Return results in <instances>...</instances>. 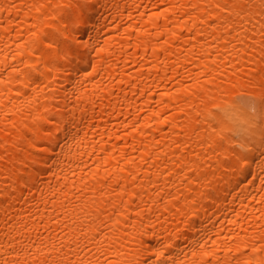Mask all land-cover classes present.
Listing matches in <instances>:
<instances>
[{
	"label": "bare ground",
	"instance_id": "obj_1",
	"mask_svg": "<svg viewBox=\"0 0 264 264\" xmlns=\"http://www.w3.org/2000/svg\"><path fill=\"white\" fill-rule=\"evenodd\" d=\"M261 5L0 0V264H264Z\"/></svg>",
	"mask_w": 264,
	"mask_h": 264
},
{
	"label": "snow or ice",
	"instance_id": "obj_2",
	"mask_svg": "<svg viewBox=\"0 0 264 264\" xmlns=\"http://www.w3.org/2000/svg\"><path fill=\"white\" fill-rule=\"evenodd\" d=\"M224 8H228V5L226 4V5H224L223 6ZM235 7V6H234ZM246 7V6H245ZM261 7H264V0H262V5H261ZM229 11H231V9H229ZM238 14H245V13H243V11L241 12V13H238ZM51 46V45H50ZM81 55H83V54H81ZM69 115L71 116V113H69ZM262 155H264V153H262ZM248 159V156L247 155H245L244 157H243V160H242V163H243V161H246ZM262 182H264V181H262ZM5 264H9V262L7 261V260H5ZM11 264H20V262H19V260L17 259V260H15V261H12L11 262Z\"/></svg>",
	"mask_w": 264,
	"mask_h": 264
}]
</instances>
